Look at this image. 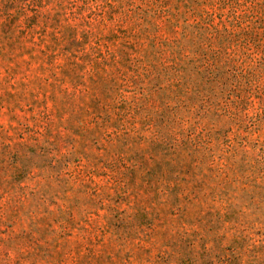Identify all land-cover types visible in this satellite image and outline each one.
I'll use <instances>...</instances> for the list:
<instances>
[{
    "label": "rangeland",
    "instance_id": "1",
    "mask_svg": "<svg viewBox=\"0 0 264 264\" xmlns=\"http://www.w3.org/2000/svg\"><path fill=\"white\" fill-rule=\"evenodd\" d=\"M0 264H264V0H0Z\"/></svg>",
    "mask_w": 264,
    "mask_h": 264
}]
</instances>
